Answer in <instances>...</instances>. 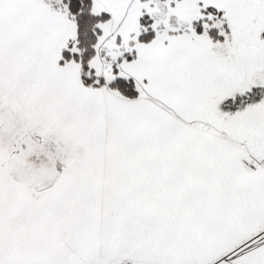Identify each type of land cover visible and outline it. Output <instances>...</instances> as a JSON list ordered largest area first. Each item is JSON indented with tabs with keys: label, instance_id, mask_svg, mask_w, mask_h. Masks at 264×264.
I'll list each match as a JSON object with an SVG mask.
<instances>
[{
	"label": "snow or ice",
	"instance_id": "snow-or-ice-1",
	"mask_svg": "<svg viewBox=\"0 0 264 264\" xmlns=\"http://www.w3.org/2000/svg\"><path fill=\"white\" fill-rule=\"evenodd\" d=\"M0 264H264V0H0Z\"/></svg>",
	"mask_w": 264,
	"mask_h": 264
}]
</instances>
